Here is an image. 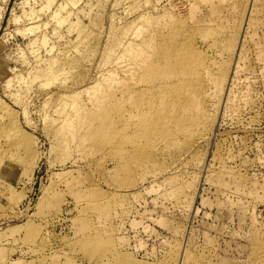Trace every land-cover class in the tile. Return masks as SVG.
Wrapping results in <instances>:
<instances>
[{
  "label": "rangeland",
  "instance_id": "obj_1",
  "mask_svg": "<svg viewBox=\"0 0 264 264\" xmlns=\"http://www.w3.org/2000/svg\"><path fill=\"white\" fill-rule=\"evenodd\" d=\"M0 264H264V0H0Z\"/></svg>",
  "mask_w": 264,
  "mask_h": 264
},
{
  "label": "bare ground",
  "instance_id": "obj_2",
  "mask_svg": "<svg viewBox=\"0 0 264 264\" xmlns=\"http://www.w3.org/2000/svg\"><path fill=\"white\" fill-rule=\"evenodd\" d=\"M62 4H63V3H62ZM58 6H59V5H58ZM61 7H62V6H61ZM59 8H60V7H59ZM62 8H63V7H62ZM60 10H61V9H60ZM57 12L59 13V11H57ZM54 16H55V15H54ZM153 33H154V32H153ZM43 36H44V35H43ZM150 36L152 37V35H150ZM44 38H45V36H44ZM150 40H151V38H150ZM151 41H153V40H151ZM151 41H150V42H151ZM145 42H149V41H146V40H145ZM128 44H129V43H128ZM128 44H127V47L129 46ZM142 44H143V43H142ZM142 44H141V46H142ZM135 45H136V44H135ZM148 45H149V44H148ZM129 47H130V46H129ZM141 48H142V47H140V49H141ZM144 48H145V47H144ZM131 50H132V49H131ZM136 50H137V48H136ZM141 50H142V49H141ZM138 51H139V50H138ZM142 51H143V50H142ZM142 51H141V52H142ZM147 51H148V50H147ZM147 51H146V53H147ZM139 52H140V51H139ZM139 52H137V54H138ZM143 52H145V50H144ZM140 55H141V54H140ZM146 56H148V54H147ZM144 57H145V56H144ZM147 58L149 59V57H146V60L144 61V59H145V58H144L142 62L145 63V62L148 60ZM137 60H138V59H137ZM149 61H150V60H148V62H149ZM138 64H139V63H138ZM138 64H137V65H138ZM147 64H149L148 66H150V63H147ZM120 65H121V64H120ZM135 66H136V65H135ZM135 66H134V67H135ZM139 67H140V69H142V68L144 67V64H143L142 67H141V66H139ZM145 67L147 68L146 64H145ZM145 67H144V68H145ZM136 69H137V67H136ZM131 71H132V70H131ZM134 71H135V70H134ZM131 73H132V72H131ZM133 73H134V72H133ZM207 73L209 74L208 69H207ZM109 75H110V74H109ZM111 78H112V77H111ZM208 79H209V78H208ZM212 79H213V78H212ZM115 80H116V79H115ZM115 80H114V81H115ZM114 81H113V82H114ZM105 82H106V81H105ZM121 82H122V81H121ZM121 82H120V83H121ZM110 83H111V82H110ZM122 83H123V82H122ZM107 84H108V83H107ZM116 84H117V82H116ZM216 84H217V83H216ZM101 86H102V85H101ZM107 87H109V86H107ZM111 87H112V86H111ZM111 87H110V88H111ZM117 87H118V86H117ZM120 87H121V86H120ZM216 87H217V86H216ZM114 88H116V87H114ZM100 89H101V88H100ZM111 91H112V90H111ZM104 92H105V91H104ZM207 92H208V91H207ZM97 93H98V92H97ZM102 93H103V92H102ZM109 95H110V94H109ZM105 96H106V95H105ZM201 96H202V95H201ZM205 96H206V95H205ZM103 97H104V96H103ZM104 98H105V97H104ZM108 98H109V97H108ZM199 98H200V96H199ZM96 99H97V98H96ZM98 99H99V94H98ZM100 99H102V97H101ZM102 100H103V99H102ZM99 101H100V100H99ZM74 105H75V104H74ZM80 105H81V104H80ZM83 106H84V105H83ZM78 108H79V106H78ZM78 108H77V109H78ZM74 116H75V115H74ZM66 122H67V121H66Z\"/></svg>",
  "mask_w": 264,
  "mask_h": 264
}]
</instances>
